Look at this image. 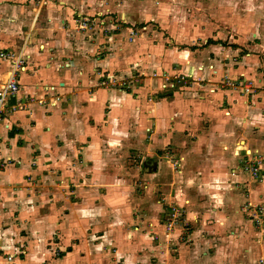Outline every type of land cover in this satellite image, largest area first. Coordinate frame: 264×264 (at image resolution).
I'll return each instance as SVG.
<instances>
[{
    "label": "crops",
    "instance_id": "1",
    "mask_svg": "<svg viewBox=\"0 0 264 264\" xmlns=\"http://www.w3.org/2000/svg\"><path fill=\"white\" fill-rule=\"evenodd\" d=\"M47 1L0 0V51L21 59L23 70L14 77L17 98L27 106L12 110L16 99L9 100L0 120V264H256L264 255V226L255 227L241 210L264 205V161L260 183L237 168L248 152L264 159V92L241 98L226 88L198 97L186 87L147 104L130 90H106L99 75L127 74V61L135 58L120 46L127 25L119 22L137 20L149 4ZM82 20H101V26L84 27ZM224 50L230 47L221 43L197 50L200 65L251 78L250 65L222 62ZM174 55L176 71L192 75V61L185 63L193 52ZM258 68L253 76L263 82L264 64ZM11 70L0 60V88ZM56 95L60 100L52 104L37 103ZM141 105L149 113L144 118L136 115ZM202 113L208 128L193 142L202 150L187 158L192 164L182 189L192 241L180 244L179 228L166 233L163 222L156 223L163 241H170L161 255L158 244L135 229L144 214L150 221L157 213L152 195L139 194L133 183L141 175L131 170L137 132L144 135L141 126L149 119L155 132L172 127L179 139L188 125H197L191 117ZM63 178L70 183L64 191L57 187ZM172 199L178 204L181 193ZM8 255L14 259L7 261Z\"/></svg>",
    "mask_w": 264,
    "mask_h": 264
},
{
    "label": "rangeland",
    "instance_id": "2",
    "mask_svg": "<svg viewBox=\"0 0 264 264\" xmlns=\"http://www.w3.org/2000/svg\"><path fill=\"white\" fill-rule=\"evenodd\" d=\"M108 1L102 0V4L108 6ZM127 1H135L138 4L148 3L149 7L140 13L137 20L125 21L123 19V23L119 22L120 25H127L121 33L119 43L122 45L120 46L130 47L126 50H129L131 56L135 58L127 61L129 71L127 74L122 76L103 74L113 80L112 84H105L107 87L102 85L106 90H130L141 103L147 104L161 97H168L166 94L186 87L189 88L188 92L193 94L196 90L199 91L198 97L203 92L210 95L217 89L226 88L241 98L243 95L264 92V80L260 82L255 78L259 73L255 70H259L258 67L264 64V0ZM100 21L93 20L87 23H90V28L95 27L96 24L100 27ZM82 22L85 23L84 20ZM78 29L82 31L81 26H78ZM216 43L230 47L229 51H222V54L228 56L222 62L228 61L229 64L235 66L234 68H241L242 64V66L250 65L251 78L243 77L241 73L229 74L226 67L219 68L217 72L213 63L204 69L200 65L202 63L200 54L196 51H201ZM188 51L193 52V56L191 60L189 58L186 61L185 65L191 64L190 61H192L190 67L192 75H189V72L176 71L179 65L174 67L175 64H179V59L174 54ZM225 56L223 55V58ZM220 60L223 59L220 58ZM257 62H260V65H257ZM206 85L209 87L206 88ZM205 88L207 90L204 91ZM157 93L164 95L160 96ZM139 108L141 110L136 111L139 118L149 115L143 110L142 105ZM219 109L222 110L223 106ZM191 119L197 122V125H188L179 139L174 138L177 136H173L172 127L164 133L155 132L153 123L151 124L149 119L142 123L144 127L141 126L144 135L141 136V132H137L139 147L135 146L131 170L141 175L137 176L133 183L138 186L139 194L147 192L148 195H152L151 202L157 213L150 218V221H148L149 216L144 214V219L138 222L139 225L135 229L141 234L149 235L158 244L157 251L161 255L167 250L164 244H170V241L168 239L163 241V236L156 231V223L163 222L166 233L172 232L175 227L179 228L181 235L178 237V243L187 244L192 241L191 233L185 227L192 217L186 211V206H189L186 200L188 198L182 189L187 184L184 178L188 170L187 166L192 164V161L187 158H192V156L195 158V154H199V150H202L201 142L197 144L198 149L193 142L199 137L201 131L208 128L210 119L203 113L194 115ZM152 138H157V140L153 141ZM149 156L152 158L151 164L149 163L147 168L141 171L139 167ZM246 156L249 160L253 159L251 154ZM33 165H35L34 162ZM237 169L241 171L240 167ZM150 172L155 175H150ZM68 184L70 183L63 178L58 181L57 187L64 191L68 189ZM176 193H181L182 197L178 204L172 199ZM247 205L241 207V211L244 212L246 218H249L248 216L253 214L249 210L253 209ZM140 219L142 218H139V221ZM51 253L57 256L60 251L55 246ZM13 259L11 255L6 257L7 261Z\"/></svg>",
    "mask_w": 264,
    "mask_h": 264
},
{
    "label": "built area",
    "instance_id": "3",
    "mask_svg": "<svg viewBox=\"0 0 264 264\" xmlns=\"http://www.w3.org/2000/svg\"><path fill=\"white\" fill-rule=\"evenodd\" d=\"M47 0H39L40 6L46 5ZM84 27H88V24H83ZM0 60H6L10 63L12 70L9 72V77L4 82V84L0 88V120L2 118V115L6 112H8L9 105L8 102L11 99H16V103L14 106H11L12 110H25L26 109V103H20L17 98L19 93V88L17 81L14 77L15 73L23 70L22 62L20 57H16L14 52H2L0 51ZM100 85H105L106 83L112 84L113 80L110 79L109 76L99 75ZM107 87V85H105ZM248 90V88H246ZM49 91L54 93L56 91V88L54 86L49 87ZM48 102L44 99H40L37 101L38 104H52L56 101H59V96H51L48 99ZM250 154L249 152L246 154ZM264 159L257 157H253L252 160H247L242 166H240L241 171L247 173L252 179L256 180L257 182H262V174H261V166ZM250 207L253 210H249L253 214H250V220L253 222V224L257 228H262L264 226V205L261 204H255L251 205L248 204L247 207ZM256 264H264V255L259 258L258 262Z\"/></svg>",
    "mask_w": 264,
    "mask_h": 264
}]
</instances>
